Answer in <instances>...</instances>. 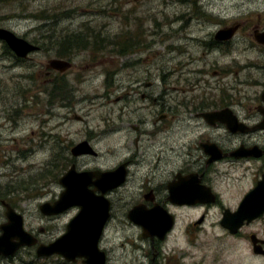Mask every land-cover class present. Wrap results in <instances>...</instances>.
Instances as JSON below:
<instances>
[{
  "label": "flooded vegetation",
  "instance_id": "1",
  "mask_svg": "<svg viewBox=\"0 0 264 264\" xmlns=\"http://www.w3.org/2000/svg\"><path fill=\"white\" fill-rule=\"evenodd\" d=\"M172 2L185 10L180 12L174 10L170 14L165 11L170 18L163 23L165 32L162 35L165 40L172 36L178 41L176 52L171 55L167 52L166 56L168 59L177 60V65L173 69L164 67L159 70L152 69L151 59L145 52H141L140 48L124 55L118 53L120 59H129L122 67L130 73L125 75L123 74L125 70L118 69L112 75V104L117 105L114 119L101 120L97 133L86 132L84 142L91 146L95 156L72 158L71 155L74 147L70 142L71 122L74 120L83 123L80 117L72 116L76 105L83 101L77 99L79 92L77 86L86 82L85 73H82L84 69H80L74 76L70 74L74 65L73 60L76 58L74 52L78 50L75 49L72 53L71 46L64 48L61 43H55V38L50 43V51L61 49L65 52H54L53 58L48 60L45 68L33 70L34 79L30 80L33 81V95L25 98V102L31 106H38L40 110L44 108L41 115H36L33 120L37 122V132H33L29 137H37L38 142L35 146L38 150L53 153L50 169L41 176L49 181L47 188L50 196L41 199L43 201L38 204V212L41 204L53 205L59 200L63 192L59 180L72 166L78 173L97 174L113 173L123 167L125 172L123 184L104 195L109 203L108 219L105 222L103 218L99 221L98 202L94 208L90 207V210L97 211L96 214L92 213L89 218L74 223L78 225L75 230H81L91 236L99 233V226L102 225L98 250L105 253L106 264L109 262V253L101 249L100 245L108 231L118 230H135L139 234L141 244L131 245L136 254V264H264V57H262L264 46H259L253 41L255 31L263 33L264 28L253 27L250 37L254 47L262 51L260 55L263 62L259 65H246L245 62H239L245 51L237 53L234 42L236 35L246 29L248 24L234 22L227 25L225 21H220L207 13L194 0ZM55 7L60 6H52ZM217 24L222 25L207 39L190 38L194 26L207 28ZM233 25L237 30L230 40L215 39L217 32L229 29ZM32 45L37 47L38 51L28 55L26 59L17 58L11 51L4 55L11 57L17 67L28 61L29 56L44 51L40 44ZM134 47L136 44L132 48ZM191 48L202 49L201 57L195 58L189 51ZM170 50L172 49L169 48ZM143 54L146 56L139 58ZM174 55L176 57H172ZM52 60L69 62L72 67L65 72L48 69L47 65ZM95 60L94 66L97 67L99 54ZM223 60L226 62H219ZM199 63H203L201 69ZM251 69L258 72L256 79L245 75L246 70ZM209 73L211 83L204 80ZM202 85H206L209 92L205 90L202 97H197L196 92ZM225 111L228 112L222 116V120L209 121L201 117L202 114ZM17 112L21 113L20 110ZM185 115L189 119L184 120ZM6 120L2 121L4 125H0V140L3 134L6 136L3 138L4 147H7L8 141L17 142L15 133L9 134L7 126L11 125V120L14 119ZM20 124L21 122L18 123ZM182 134L184 135L181 136ZM109 136H118V139L121 138V141L124 140L123 143H126L127 148L124 144L115 148L119 151L114 153L116 155L112 158H119L120 154H124L117 163L114 166L98 163V167L93 170L78 169L76 166L78 160L93 158L99 161L106 154L95 150L92 142H99L101 145ZM143 141L147 144L142 145ZM9 163L10 167L14 164L12 161ZM9 163L5 168L9 167ZM46 174L51 178H47ZM39 179L38 177L33 181L39 182ZM130 181H133L136 191L127 202L120 191ZM37 182H31L28 187L19 185L17 191L29 193L33 187L34 191L36 190L35 195H38L40 188H35ZM92 183H97L95 195L99 198L101 196L99 178L92 179ZM55 187L59 189L58 192H51ZM93 188L92 186L89 189ZM7 193V185H0V228L8 224L6 206H9L22 217L23 229L33 236L38 244L33 247H22L8 257L1 256L0 264H37L36 261L16 260L18 253L26 249L33 250L38 259L59 257L63 261L62 264H86L85 260L80 258L66 261L57 255L37 256L38 245L54 243L74 225L73 221L80 212L78 207H71L63 213L51 216H44L39 212L40 217L49 224V228L40 227L35 231V228L25 224V218L18 207L12 206L22 201L29 202L35 195L29 193L26 198L12 200ZM112 197L117 198L116 203ZM118 203L123 205L120 215L124 222H121V217H117ZM136 208H140L142 212L135 213L132 216L133 220L139 222L147 219L148 223L150 222V232L146 234L140 226L128 219ZM240 209L238 219L243 223L233 233L222 224L224 222L226 226L231 225L228 222L234 219L230 214L234 215ZM163 213L166 217L172 218L173 224L161 240L159 230L164 229L167 223ZM183 213L195 215V220L183 229V233L188 237L186 247L190 250L180 249L173 256L174 251L164 252L163 245L176 229ZM49 230L56 237H52L48 243H43L40 236L49 235L47 234ZM209 235L226 238L233 244L224 245L223 242L219 246L205 244L201 238Z\"/></svg>",
  "mask_w": 264,
  "mask_h": 264
},
{
  "label": "rangeland",
  "instance_id": "2",
  "mask_svg": "<svg viewBox=\"0 0 264 264\" xmlns=\"http://www.w3.org/2000/svg\"><path fill=\"white\" fill-rule=\"evenodd\" d=\"M172 1L175 0H3L0 1V28L13 32L16 36L26 40L31 44H37L43 47L41 54L29 56V60L17 67L13 63V59L5 56L3 44L0 42V125L7 121L6 118H13L9 127V134H14L17 142L8 141L7 147H4V139L0 140V185H7L9 199L15 200L26 198L29 193L35 195L33 187L29 193H21L17 191L20 186L28 187L31 182L38 177L39 182L35 188L39 190V194L30 199L31 201L18 202L13 207H18L21 214L25 218V224H29L35 228V231L42 228H49V224L43 220L38 212V204L49 197L47 183L48 179L41 178L46 170L50 169L52 163V151L43 153L38 150L35 143L37 137L30 136L36 131V123L33 122L36 115H41L38 106H31L25 102V98L33 95V80L34 69L45 68L48 60L53 58L54 52L59 50H49L50 43L55 38L56 41H62L67 35L81 34L86 37L88 35L98 34L101 37L112 39L116 48L112 47L99 55V66L95 67L96 60L92 50L76 51L75 60H73L71 76L78 74L80 69H84L86 82L78 85L77 99L83 100L77 104L75 112L72 116H78L83 120V123L71 122L70 142L75 146L86 140V132L97 133V128L101 120H113L117 105L112 104L113 96L111 92L112 75L118 69L125 70L123 74L127 75L130 71L122 67L123 63L128 62L127 59L118 57V46L125 49L126 46L135 45L132 51L140 48L141 52H145L152 61V69H160L161 67L173 69L177 65V60L168 59L167 52L174 54L178 41L175 37L165 40L162 35L165 32L163 23L169 20L167 13L180 12L185 8L177 7ZM200 7L220 21L223 20L227 25L234 22H242L248 24L246 29H243L236 35L235 49L237 53H242L240 56L241 63L262 64L261 50L255 48L251 37L253 27L260 29L264 28V0H194ZM58 5L60 7L52 8ZM135 5V7H134ZM65 7V8H64ZM167 11V13L165 12ZM41 12H45L51 16L52 20H59L56 27L51 26L49 36L41 37ZM222 24L212 25L207 28L202 26H194L190 32L192 39H207L211 34L215 33ZM249 29V30H248ZM250 35L248 36V34ZM128 43V44H127ZM169 48L172 50L169 51ZM131 51V52H132ZM195 58H200L203 53L202 49L189 50ZM146 55H141L139 58H144ZM176 57V55L172 56ZM136 59V58H135ZM163 60V61H162ZM161 61V63H159ZM208 61V60H207ZM213 60H209L212 62ZM225 63L226 61H219ZM15 66V67H14ZM203 63H199V69ZM149 68V67H142ZM143 70V69H141ZM87 74V75H86ZM96 74V75H95ZM97 74H99L97 76ZM245 75H250L254 79L259 75L255 69L246 70ZM89 79V80H88ZM206 82L211 83L210 73L204 78ZM108 85V88H106ZM205 90L209 92L206 85H202L196 92L197 97H202ZM77 93V91H76ZM108 94V95H106ZM99 98V99H98ZM86 99V100H85ZM81 106V107H78ZM20 110L21 113L17 111ZM22 118V120H17ZM189 119L186 115L184 117ZM195 120V119H194ZM21 122L20 125L18 123ZM88 127V128H87ZM184 130V129H183ZM1 132V131H0ZM182 134L181 136H183ZM28 137V138H26ZM19 138V139H18ZM118 136H109L99 144L93 143L95 150H99L104 156L97 161L93 158H85L78 160L76 166L82 170L84 168L93 170L99 165L114 166L119 158L124 154H120L119 158H112L118 153V149L125 145L118 139ZM23 140V141H21ZM36 140V141H35ZM29 144H31L29 146ZM146 145L143 141L142 145ZM173 144V143H172ZM172 144L169 146L171 147ZM100 145V146H99ZM34 146V147H33ZM33 151H32V150ZM30 152V153H29ZM18 160V161H17ZM20 160V162H19ZM12 161L14 164L10 167ZM7 163L9 167L5 168ZM16 164V166H15ZM47 175V174H46ZM45 177V175H43ZM51 178L47 175V178ZM44 179V180H42ZM42 180V181H41ZM58 188H53L51 192H58ZM136 191L133 181H130L122 188V193L125 200L128 202L131 194ZM47 194V195H46ZM46 195V196H44ZM115 197V196H114ZM113 198V197H112ZM116 203L117 198H113ZM119 203L117 204V206ZM122 204L117 209V217H121ZM17 209V208H16ZM201 212V211H200ZM195 220V215L183 213L182 218L178 220V225L174 232L166 239L163 245L164 252H173V256L180 249L189 251L187 239L183 233L186 225ZM121 222L124 220L121 217ZM213 222V221H210ZM27 227V226H26ZM209 227V226H207ZM27 229H30L27 227ZM53 233V232H52ZM44 237L40 236L43 243L51 241V231ZM54 234V233H53ZM138 233L134 230H126L117 232L111 231L104 236L103 242L100 245L101 249L106 250L109 258L108 264H136V254L133 252L135 243L141 244L138 239ZM194 239L193 237H190ZM205 244L219 246L222 242L224 245L233 244L228 242L226 238L213 237L209 235L206 238H201ZM127 242V243H126ZM143 244V243H142ZM135 246V245H134ZM139 255V254H138ZM16 260L20 261H36L37 264H62L59 257L50 259H38L35 257L34 251L26 249L21 251L16 256Z\"/></svg>",
  "mask_w": 264,
  "mask_h": 264
},
{
  "label": "water",
  "instance_id": "3",
  "mask_svg": "<svg viewBox=\"0 0 264 264\" xmlns=\"http://www.w3.org/2000/svg\"><path fill=\"white\" fill-rule=\"evenodd\" d=\"M237 28L234 25L224 31H219L215 35V39L219 41L230 40L236 32ZM253 41L259 45L264 46V32L254 33ZM0 42L4 43L7 48L20 59H26L28 55L38 51L37 47L30 44L26 40L16 36L13 32L0 28ZM71 64L66 61L52 60L48 63V69L59 70L65 72L71 69ZM211 113L202 114L203 120H222V116L227 113ZM228 115V114H227ZM233 120V119H232ZM72 158H79L82 156H95V152L87 142H82L74 146L71 150ZM124 169L120 168L113 173H78L75 167L71 169L59 180V185L63 189L59 200L53 204H42L39 207V212L44 216H51L53 214L63 213L69 208L78 207L80 209L79 214L73 221L74 223L80 222L85 218H89L90 214L97 213L95 209L90 210V207H95L99 202V221L105 222L109 216V203L104 198L107 191L117 188L124 182ZM99 178V193L101 196L96 197L97 183H92V179ZM94 187L90 190V187ZM7 209L8 224L2 226L0 230L2 235L0 236V257H8L13 255L22 247H33L38 244L37 240L23 229L22 217L16 214L9 206ZM137 211V212H136ZM140 208H136L130 213L128 219L133 221L136 225L142 228L144 234L150 232V222L147 219H142L139 222H135L132 216L135 213H139ZM142 212V211H141ZM140 212V214H141ZM162 212V211H161ZM238 213L231 215L234 220L229 221L231 225H227L223 222L225 229L235 232L240 228L243 221L238 219ZM144 213V212H143ZM148 213V212H147ZM145 214V213H144ZM167 223L164 229L159 230L160 239L163 240L166 233L172 228L173 220L162 214ZM151 221V220H149ZM78 225H72L68 229V232L62 235L58 240L49 245H38L37 256L38 257H52L54 255L62 257L66 261H75V258L85 260L86 264H106V255L100 249L98 250V241L100 242L102 235V225L99 226V233L96 235H86L81 230H75ZM153 228V227H152ZM154 229V228H153Z\"/></svg>",
  "mask_w": 264,
  "mask_h": 264
},
{
  "label": "trees",
  "instance_id": "4",
  "mask_svg": "<svg viewBox=\"0 0 264 264\" xmlns=\"http://www.w3.org/2000/svg\"><path fill=\"white\" fill-rule=\"evenodd\" d=\"M3 1V0H0ZM9 1V0H6ZM40 22L42 23L40 26V31L42 33L41 37H46L49 36V33H51V26H55L57 25V22L59 20H52L51 16L48 15L45 12H41V16H40ZM93 40V41H92ZM53 42V41H51ZM98 42V43H97ZM56 43V42H55ZM57 43H61L62 46H64V48L71 46V52L73 53L75 49H77L78 51H90L92 50L94 52V59H96V56L99 54H102L104 51L110 49V51H112V47L116 48V45H114L112 39L110 38H105V37H101L100 35L98 36V34H94V35H88L86 37L82 36L81 34H72V35H67L65 36L62 41H57ZM128 44V43H127ZM124 46V45H122ZM120 46V47H122ZM118 46L119 49V54H127L130 51H132V47L131 46H126L125 49L120 48ZM3 51L4 53H10V50L3 45ZM65 51H63L62 53H64ZM67 56H69L70 54H65ZM11 58V57H10ZM20 65V64H19ZM57 171H59V169L57 168Z\"/></svg>",
  "mask_w": 264,
  "mask_h": 264
}]
</instances>
